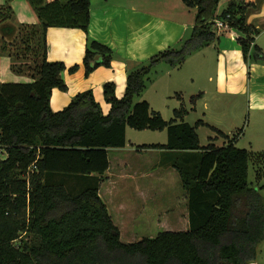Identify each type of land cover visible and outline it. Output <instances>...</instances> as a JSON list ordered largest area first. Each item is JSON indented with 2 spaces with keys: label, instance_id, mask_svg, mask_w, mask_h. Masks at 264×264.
<instances>
[{
  "label": "trees",
  "instance_id": "1",
  "mask_svg": "<svg viewBox=\"0 0 264 264\" xmlns=\"http://www.w3.org/2000/svg\"><path fill=\"white\" fill-rule=\"evenodd\" d=\"M11 1L0 5V23L14 19ZM183 1L197 8L188 38L180 48L163 50L131 70L122 97L114 81L105 82L108 113L91 89L61 110L50 104L52 90L65 91L68 85L62 76L66 64L48 59V29L77 27L88 33L91 0H28L39 21L2 26L0 56L11 57L12 70L33 80L0 81V151L7 153L0 158V264H257L264 200L249 183L252 152L236 145L242 129L231 137L213 126L227 143L201 145L197 128L205 122L186 121L185 106L167 120L147 99L135 101L159 62L180 66L218 40L216 20L246 34L239 39L246 61L264 58L261 48L252 46L259 30L247 23L252 2ZM112 60L110 46L88 39L87 76ZM78 68L74 64L69 71ZM127 126L167 130L166 143H143L137 149L163 150L162 162L179 172L188 197L187 230L122 241L99 191L110 166L108 149L127 145ZM262 157L257 154L255 161Z\"/></svg>",
  "mask_w": 264,
  "mask_h": 264
},
{
  "label": "crops",
  "instance_id": "2",
  "mask_svg": "<svg viewBox=\"0 0 264 264\" xmlns=\"http://www.w3.org/2000/svg\"><path fill=\"white\" fill-rule=\"evenodd\" d=\"M134 1L91 0L88 33L77 27H50L48 29V59L51 61L61 60L67 66L62 72V76L68 85V89L64 91L55 87L52 90L50 104L54 111L67 106L78 93L91 89L96 100L102 105L103 112L108 113L111 104L106 102L104 98L105 82L114 81L116 94L118 97H122L127 86V75L131 70L142 66L161 51L182 43L188 31L190 29L192 31L195 24V22L192 23L194 17L185 3H175L176 5L173 6L169 5L168 1L164 3L157 1L158 9H152L149 0ZM246 1L253 3L247 11V23L259 30V33L254 37L252 46H258L264 52V0ZM5 3L6 0H0V5ZM11 5L15 11L14 19L0 23V29L2 26H14L18 22L37 23L39 21L28 0H12ZM216 32L219 36L218 40L198 49L187 58L206 47H213L217 53L215 59L216 78L210 76V80H215L217 102L223 101L222 103L226 105V98L237 97L241 100L245 98L247 103L245 110H248V113H251V110L257 114L264 113V58L250 57L248 61L245 60L239 42L240 38L246 37L243 31L230 27L218 30L216 27ZM88 39L98 40L110 46L113 49V60L111 66L101 65L87 76L83 59ZM251 52L253 54V49ZM11 62L12 59L8 55L0 56L1 82H29L33 80L28 75L14 72L11 68ZM74 64H79V68L71 73L69 68ZM205 94H208L207 90L204 91ZM179 96L182 97L181 94ZM241 134L245 135L246 133ZM134 149L127 145L108 149L110 166L103 175L99 191L121 234L122 228L115 219L118 203L123 202L120 209L122 215L128 214L130 209L124 200L126 196H119L124 198L123 201L120 200L119 202H117L118 197L115 198L119 192H122L119 179L134 178L144 172L138 165L130 166L128 156L132 150L134 152ZM135 152L138 154L153 153L152 159L149 161L150 168L146 174L159 178L165 176L164 179H168L167 176L170 174L175 180L178 179L182 185L181 177L177 176L179 172L171 165L162 162L163 150L143 148L135 149ZM112 154L121 157H116V162V159L114 161L112 158ZM182 192L181 196L184 197L181 215L184 228L180 230H187L189 228L188 197L183 185ZM140 193L146 200L143 202V207H148L151 199L149 190H140Z\"/></svg>",
  "mask_w": 264,
  "mask_h": 264
},
{
  "label": "rangeland",
  "instance_id": "3",
  "mask_svg": "<svg viewBox=\"0 0 264 264\" xmlns=\"http://www.w3.org/2000/svg\"><path fill=\"white\" fill-rule=\"evenodd\" d=\"M149 1L152 9H158L157 1L162 3L168 1L169 5L173 6L176 5L175 3H185L182 0ZM188 10L193 14L192 23H194L197 8L188 7ZM190 32L191 29L184 40L188 38ZM182 43L175 48H180ZM216 56V50L210 46L187 58L181 66H172L164 61L159 62L148 74L150 79L146 81V89L140 95L135 96V101L147 99L152 108L159 110L167 120L174 117L175 108L185 106L188 109V113L184 116L186 121L193 125L198 120L205 122V124L198 125L197 128L201 145H207L210 142H215L216 145L227 143V139L219 135L213 126L224 130L231 137L242 129V133L246 134L239 136L236 145L252 152L249 183L260 190L264 200V157L257 160L258 162L255 161L257 154H264V113L257 114L254 110L248 113V110H245V105H247L245 98L244 100L237 97L226 98V105L222 103L223 101L217 102L215 80H210V76L216 78ZM148 63L147 61L145 64ZM206 90L208 94L204 95ZM180 94L182 97L179 96ZM167 140L166 129L138 130L127 126V146L135 149H137V145L143 143H164ZM135 149L128 156L130 166L138 165L144 172L134 178L119 179L122 192L115 196L116 199L117 197L119 199L117 202L124 199L119 196H126L124 200L130 209L128 214L122 215L120 209L123 202H120L115 213V219L122 228V241L154 237L159 232L168 229H183L184 222L181 211H183L182 200L184 196H181V193L183 194L181 182L178 179L175 180L170 174L167 176L168 179H164L165 176L159 178L146 174L150 168L149 161L152 159L153 153L138 154ZM6 156L5 151H0V158ZM116 157L121 156L112 154L114 161ZM174 171L176 170L174 169ZM177 176L180 175L177 174ZM140 190H149L150 192L151 199L148 207H143V202L146 200L142 197ZM256 263L264 264V239L258 244Z\"/></svg>",
  "mask_w": 264,
  "mask_h": 264
},
{
  "label": "built area",
  "instance_id": "4",
  "mask_svg": "<svg viewBox=\"0 0 264 264\" xmlns=\"http://www.w3.org/2000/svg\"><path fill=\"white\" fill-rule=\"evenodd\" d=\"M215 26L217 27L218 30L229 28L228 24L225 23L223 20H216ZM33 167L35 168L36 165L34 164Z\"/></svg>",
  "mask_w": 264,
  "mask_h": 264
}]
</instances>
